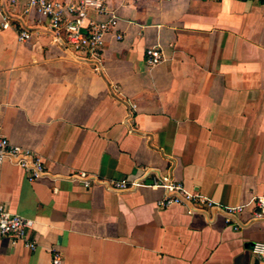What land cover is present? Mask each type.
Returning a JSON list of instances; mask_svg holds the SVG:
<instances>
[{"label":"crops","instance_id":"1","mask_svg":"<svg viewBox=\"0 0 264 264\" xmlns=\"http://www.w3.org/2000/svg\"><path fill=\"white\" fill-rule=\"evenodd\" d=\"M27 2L0 0V137L45 173L0 166V206L32 220L36 246L0 235V264H264L251 253L264 244L251 203L264 191V1L107 0L122 38L106 37L100 60ZM78 172L97 180L84 188ZM164 178L215 207L157 208L161 188L107 185ZM238 206L228 221L221 208Z\"/></svg>","mask_w":264,"mask_h":264},{"label":"built area","instance_id":"2","mask_svg":"<svg viewBox=\"0 0 264 264\" xmlns=\"http://www.w3.org/2000/svg\"><path fill=\"white\" fill-rule=\"evenodd\" d=\"M15 2L16 0H9L10 4ZM27 4L37 13L38 18L46 23L49 30L56 36L63 37L65 44L74 53L100 60L106 37L110 36L118 41L122 38L118 29V18L108 8L107 0H28ZM88 12L100 16L101 20L89 19ZM9 19L0 6V30L10 28ZM16 32L19 41H26L30 37L24 30H16ZM145 55V62L149 66L157 65L162 60L161 53L155 48L147 49ZM6 161L18 166L26 174L28 182L39 180L45 173L41 158L35 152L0 137V166ZM75 177L84 188H89L90 184L97 180L85 172H78ZM107 185L117 191L136 189L141 186L161 188L165 191V196L156 203L157 208L181 205L187 209L188 213H191L195 207L209 209L215 207L210 200L185 192L182 184L167 178L153 180L147 185L126 180H112ZM251 203L254 217L264 219V191L255 196ZM243 209L244 206L221 208L228 221L240 214ZM32 227V220L12 214L0 206V235L7 237L13 245L19 243L28 250H34L35 244L27 237ZM251 253L256 259L264 261V244L260 242L253 244ZM51 263L60 264V256L54 254Z\"/></svg>","mask_w":264,"mask_h":264}]
</instances>
